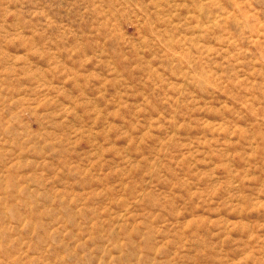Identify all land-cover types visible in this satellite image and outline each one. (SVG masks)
<instances>
[{"label":"rangeland","instance_id":"obj_1","mask_svg":"<svg viewBox=\"0 0 264 264\" xmlns=\"http://www.w3.org/2000/svg\"><path fill=\"white\" fill-rule=\"evenodd\" d=\"M0 264H264V0H0Z\"/></svg>","mask_w":264,"mask_h":264}]
</instances>
